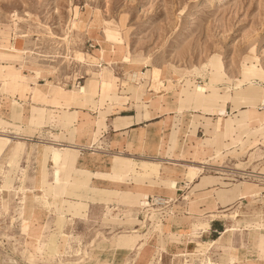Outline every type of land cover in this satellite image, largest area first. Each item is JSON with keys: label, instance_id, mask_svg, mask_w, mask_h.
<instances>
[{"label": "rangeland", "instance_id": "1", "mask_svg": "<svg viewBox=\"0 0 264 264\" xmlns=\"http://www.w3.org/2000/svg\"><path fill=\"white\" fill-rule=\"evenodd\" d=\"M49 31L57 36H51ZM99 49L102 50L100 58ZM75 50L89 53L100 62L91 66L73 59ZM249 60L264 71V0H0V68L8 66L14 70H7V73H21L37 79L32 88L29 82L20 83L19 93L27 94L30 89L37 93L41 87L39 81L44 80V83H52H48L51 92L63 96L74 89L76 95L77 86L87 83L92 99L101 93L100 81L107 82L115 76L120 94L135 92L137 102H152L154 107L165 103L176 107L184 105L188 110L183 113L185 122L190 111L197 115L196 127H191V132L202 138L205 151L216 145L205 139L211 125L208 124L206 130L204 118H210L211 123L215 120L222 155L218 162L208 161L205 172L224 174L227 178L224 182H232L234 190H240L244 184L264 193V127L252 128L264 118V107L256 105L255 110L263 113L258 116V122L245 127L250 142L246 141L242 148L232 142V139L244 137L235 128L233 130L231 117L240 118L239 111L243 113L248 108L240 107L231 114L230 101L223 102L227 93L248 84L243 79L241 66ZM132 70L143 72L144 78L130 80ZM8 76L0 73V77ZM252 83L264 87V79ZM6 87V82L0 81L1 93ZM195 87H199V95L194 96ZM7 88H11L9 83ZM108 89L109 85L104 83L103 91ZM250 93L257 92L251 90ZM204 98L212 100L208 103L212 108L223 107L225 112L221 119L209 114L203 116L205 113L200 108L193 109V100ZM1 111L6 113L7 108L1 107ZM178 119L174 117V129ZM199 127L204 135L198 131ZM232 149H236L233 154L226 151ZM31 167L34 172L37 164ZM9 185V181L0 179V189H4L0 191V264H57L58 261H66L65 264H136L138 250L146 241H150L149 246L154 245L155 250L153 253L150 250L143 264H184L183 257L174 253L178 243L163 244L170 231L167 217L174 214V203L163 206L155 203V198L167 195H150L149 203L154 210H149L146 228L135 233L129 231L138 228L142 220V207L138 204L141 190L138 196L127 190L123 209H102L74 197L63 206L74 211V218L69 220L71 225L67 221L65 229L69 235L68 246L61 239L60 256L50 260L35 239L44 217L43 213L34 216L32 211L39 202L28 193L26 196L8 193L5 189ZM178 194L180 197L183 190ZM258 205L264 210V203ZM158 207L161 209L156 210ZM57 214L49 215L42 234L56 230ZM224 224L218 218L210 220L209 229L201 234L202 239L208 241L218 235ZM262 232L226 233L217 239L211 255L216 261H225L226 247L230 245L239 249H232L234 259L243 253L241 247L250 249L254 244L263 249ZM90 242L92 248L88 247ZM194 246L191 242L188 249ZM247 255L258 259L256 252ZM193 263H199L198 256H194ZM234 264L246 263L243 259Z\"/></svg>", "mask_w": 264, "mask_h": 264}, {"label": "crops", "instance_id": "2", "mask_svg": "<svg viewBox=\"0 0 264 264\" xmlns=\"http://www.w3.org/2000/svg\"><path fill=\"white\" fill-rule=\"evenodd\" d=\"M7 70L0 68L1 74L9 75L7 78L0 77V81L6 82L7 87L9 83L11 87L0 92V170H6L0 179L10 182L11 185L5 189L8 193L33 195L34 201L39 202L34 206V212L42 213L43 208L47 207L49 214H62L66 219L65 230L67 221L74 218V211L63 206L73 201L74 197L102 209H123L127 190L134 191L132 193L137 196L138 190H141L138 204L142 211H153L149 203L150 195H167L166 198L159 196L163 203L158 204L169 206L174 203V214L167 217L170 231L163 244L178 243L176 254L188 249L191 242L185 244V241L189 232L197 234L200 231V240H203L201 234L209 229L210 220L218 218L225 222L218 235L210 239H214L215 243L208 256L214 262L217 261L211 254L217 239L226 234L221 233L227 226L241 228L236 231H252L257 229L247 227L264 226V210L258 205L264 200L249 197L256 187L243 184L240 190H234L232 182H224L227 179L224 174H210L205 170L191 174L185 169L189 164L205 166L208 161H220L222 146L218 141L215 120L211 123L210 118H204L205 129H208V124L211 125L205 139L216 145L210 151H205L202 138H197L191 132V127L196 126L197 115L190 111V117L185 122L183 113L188 110L184 105L176 107L165 103L154 107L152 102H137L135 92L120 94L119 81L115 76L107 82L102 80L100 95L90 99L87 83L77 86L76 95L74 89L63 96L51 92L48 83H52H44V80L39 81L41 87L37 93L32 89L27 94L19 93L20 83L29 82L32 88L37 79L21 73H7ZM104 83L109 85L107 92L103 91ZM57 87L63 88L61 85ZM209 101L212 100H193V109L202 108L203 116L209 114L221 119L225 110L223 107L212 108ZM3 106L7 108L6 113L1 111ZM178 108H182V114ZM230 112L232 114L234 111ZM175 116L179 119L174 129ZM245 127L247 125L235 127L244 137L242 143L232 139L236 146L241 144L242 147L248 141ZM198 131L204 135L201 127ZM53 148L61 155L57 163L51 158ZM234 150L226 151L233 154ZM33 163L37 164L34 172L31 167ZM180 190H183V194L179 197ZM159 209L161 207L156 208ZM235 209L239 212L235 220L223 216V213L228 214ZM142 223L144 230L147 217L143 212L140 225ZM133 229L129 232L142 231ZM258 230L264 233V227ZM208 241L195 242L193 249L206 248ZM149 242L146 241L138 250L136 264H143L150 250L154 252L155 247L149 246ZM163 244L161 247H164ZM88 247L92 248L93 243L90 242ZM226 248L225 261L231 260L230 264L243 259L246 264L264 261V257L259 256L264 254V248L254 244L250 249L241 247L243 253L235 259L232 249L239 250L238 247L230 245ZM251 252H256L258 259L249 258L247 253Z\"/></svg>", "mask_w": 264, "mask_h": 264}, {"label": "bare ground", "instance_id": "3", "mask_svg": "<svg viewBox=\"0 0 264 264\" xmlns=\"http://www.w3.org/2000/svg\"><path fill=\"white\" fill-rule=\"evenodd\" d=\"M221 1V0H220ZM217 2V1H215ZM74 31V30H73ZM72 32V31H71ZM49 33H51L49 31ZM52 34V33H51ZM50 34V35H51ZM53 37H56L57 35H51ZM60 38H62L60 36ZM65 38V37H63ZM74 39V38H73ZM62 40V39H61ZM70 40V39H69ZM64 41V40H63ZM80 41V40H79ZM65 43L68 44V38H66ZM73 43V42H72ZM71 43V44H72ZM65 47V46H64ZM66 48V47H65ZM73 59L75 57V59L77 60H81L85 63H87L88 65L94 66L95 64H98L99 62L95 61L94 58L91 56H89V53H83L80 52L78 50L73 51ZM102 54V50L99 49L98 51V58L101 57ZM64 57V56H63ZM137 61V60H136ZM134 62V61H133ZM132 62V63H133ZM135 63V62H134ZM133 63V64H134ZM47 65V64H46ZM49 65V64H48ZM132 66V65H131ZM138 66V65H137ZM242 72H243V79H246V81L248 82L247 85L242 86V88H235L232 90V92H230L229 94L227 93V95L225 96V100L223 102H225L226 100H229L231 103V111H239L240 107H247L248 109L245 111H242L243 113H240V118L236 117L235 119H231L232 120V124H233V129L235 127H242V126H249V125H253V123L255 121H259V117L260 114H262L263 112H259L258 110L256 111V105L257 104H261L264 107V87L262 85L259 84H254L252 83V81H262L264 79V71L261 68V66H258L257 64H255L253 61H245L242 64ZM1 68H5V69H9L11 70L8 66H1ZM137 68V67H136ZM13 69V68H12ZM134 69V68H133ZM47 72V71H46ZM144 73H140L139 70H132L130 72V80H134L136 78L138 79H143L144 78ZM127 78V77H126ZM188 81V80H187ZM240 82H242V80H240ZM189 83V82H188ZM100 87L102 86V80L100 81ZM168 86H170L171 84L168 82L167 84ZM198 86V85H197ZM211 86V85H210ZM110 87H111V82H110ZM214 87V86H211ZM199 88V87H198ZM197 87H195L194 91V96L195 95H199L198 93V89ZM214 90V89H213ZM251 90H254L255 94L250 93ZM73 91V90H72ZM118 91V90H117ZM217 91V90H216ZM79 93V92H78ZM202 94V93H201ZM210 94V93H209ZM201 96V95H200ZM195 98V97H194ZM202 98V97H200ZM197 100V99H196ZM195 101V100H194ZM207 102V101H206ZM210 102V101H209ZM202 103V102H201ZM200 104V103H199ZM203 105V104H202ZM207 106V104H206ZM205 106V107H206ZM179 111L182 114V108H178ZM202 109V108H201ZM215 110V109H214ZM215 113V112H214ZM237 113V112H236ZM208 115V114H207ZM222 118V117H221ZM195 121V120H194ZM191 124V123H190ZM195 124V123H194ZM217 126V124H216ZM196 127V126H195ZM215 127V126H214ZM264 127V118L262 119L261 122L258 123L257 127L253 126L252 128H258V129H262ZM216 129V127H215ZM243 131V130H242ZM260 131V130H259ZM244 132V131H243ZM246 133V132H245ZM247 140V139H246ZM242 138L241 140L239 139H234V142H241L242 143ZM163 142V141H162ZM264 144V140L262 141ZM164 143V142H163ZM253 143V142H252ZM240 144V143H239ZM244 144V143H243ZM242 144V145H243ZM241 145V144H240ZM236 146V145H235ZM243 147V146H242ZM241 148V147H240ZM228 152V151H227ZM241 155V154H240ZM60 153L56 150V149H52V153H51V158L52 161L54 163H57L60 160ZM206 163V162H205ZM205 166L202 165H195V164H189L186 165L185 169L190 172L191 174H195L201 170H204ZM6 170L5 169H1L0 170V176L5 175ZM259 173V172H258ZM198 174V173H197ZM250 174V173H249ZM255 174V173H254ZM248 177V176H247ZM168 189V188H166ZM0 191L3 192V188L0 189ZM161 191H166L165 189H161ZM249 197L254 199V200H259V201H263L264 200V193L257 190H254L253 192H251L249 194ZM52 198V197H51ZM247 198V197H246ZM48 199V198H47ZM49 201V200H48ZM166 201V200H165ZM158 202H162L161 198H155V203ZM20 203H23V201H20ZM255 203V202H254ZM261 203V202H260ZM259 203V204H260ZM47 204V203H46ZM255 206V205H254ZM248 207V206H247ZM259 207V206H258ZM39 208V207H38ZM246 209V208H245ZM259 210V209H258ZM32 211H34V207H32ZM144 213V215L148 218V214H149V209L143 210L142 211ZM250 212V211H249ZM44 217L42 219L41 222V226H40V230L39 233L37 235V237L35 238L37 241V243L41 244L43 247V251L42 253L44 254L45 257H48L50 260L56 259L57 257L60 256L59 254V246H60V240L63 239V241L65 240V244L68 246L69 242H66L69 239V235L65 232L64 230V222L66 221V219L64 218V216L62 214H57L56 215V219H55V224H56V230L55 231H50L48 230L46 232V234H42L43 229L47 228L48 225V220H49V211L47 209V207L43 208V212ZM53 213V212H52ZM238 210L235 209L234 211H232L231 213H223V216L226 217H232V219L235 220V218L238 216ZM38 213L34 212V216H37ZM242 214V213H241ZM254 214V213H252ZM12 215V214H11ZM150 215V214H149ZM251 215V214H250ZM67 217V216H66ZM12 220V219H11ZM23 221V220H22ZM66 225V224H65ZM201 226V224H199ZM198 225V226H199ZM235 226V227H233ZM233 226H227V228L222 231V235H224L227 232H232V231H236V230H240V227H237L236 225ZM252 227L258 229L263 228L264 226L262 225H258V226H250L247 227L249 229H251ZM144 228V223H142L138 228L133 229V231H139L142 230ZM253 230V229H252ZM42 234V235H41ZM203 240H200V231L196 233L193 232H189L188 236L186 238L185 244L189 243V242H202ZM215 240H209L207 243L206 248L200 250V249H185L184 251H181L179 254L176 255H180L183 257V261L184 264H194V256H198L199 257V263L198 264H230L231 260L229 261H217L214 262L211 260V258L208 256V252L209 250L212 248V246L214 245ZM203 247V246H202ZM59 263L57 264H65L66 261H58ZM251 264H256L255 262H252Z\"/></svg>", "mask_w": 264, "mask_h": 264}]
</instances>
